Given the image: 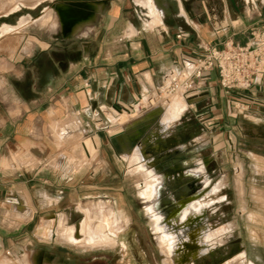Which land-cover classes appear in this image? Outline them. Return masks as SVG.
I'll return each instance as SVG.
<instances>
[{
  "label": "crops",
  "instance_id": "obj_1",
  "mask_svg": "<svg viewBox=\"0 0 264 264\" xmlns=\"http://www.w3.org/2000/svg\"><path fill=\"white\" fill-rule=\"evenodd\" d=\"M78 1L82 5L78 11L69 10L66 1L58 2L60 27L51 35L60 38L42 42L46 48L14 60L25 71L17 79L25 80L26 91L6 84L0 88V255L11 256L40 230L41 237L68 244L60 239L67 224V216L60 214L86 190L80 177L57 174L46 166L50 126L67 117H74L80 127L96 126L99 115L109 124L107 114L116 116L113 111L147 109L163 74L171 68L185 72L188 62L203 54V45L221 48L227 41L244 45L251 30L264 31V0H242V16L219 0L211 5L209 0H157L154 16L148 10L149 0ZM231 6L237 7L234 1ZM204 76L206 85L183 99L188 107L210 102L206 127L228 126L237 116L253 126L264 125V77L248 91L225 95L215 72ZM236 97L248 105L242 113L232 106ZM164 105L157 109L162 111ZM145 120H140L137 134L123 133L121 138L133 144L136 136L141 137L136 147L142 144L145 154H151L155 150L150 143L162 136L149 139L151 122ZM113 138L119 142L113 135L106 142ZM95 182L90 175L87 192L107 199L111 190L106 184L98 188ZM7 205L11 207L6 209ZM4 213L24 221L8 226Z\"/></svg>",
  "mask_w": 264,
  "mask_h": 264
},
{
  "label": "rangeland",
  "instance_id": "obj_2",
  "mask_svg": "<svg viewBox=\"0 0 264 264\" xmlns=\"http://www.w3.org/2000/svg\"><path fill=\"white\" fill-rule=\"evenodd\" d=\"M64 1L67 5L71 4V0H0V88L6 84L26 91L25 80L20 82L17 79L25 76V71L20 63L13 62L46 48L42 42L54 43L53 39L60 38V34L51 35L60 25L54 5ZM209 1L210 5L213 4L212 0ZM232 1L236 3V8H232ZM219 2L225 3L230 12L242 16V0ZM48 14L49 18H46ZM6 24L10 28L2 29ZM177 99L186 103L181 115L158 135L162 136L166 145L184 144L185 149L164 165L198 162L203 171L204 167L208 170V175L203 172L207 175L204 178L214 184L202 199L207 204L204 211L205 223L208 224L204 245L207 248L193 263L264 264V125L253 126L237 116L234 122L225 124L228 126L209 125L205 128L203 125L208 121L205 117L210 113V102L203 100L188 107V102L181 97L171 99L162 111L157 109V104L147 109L140 108V111L138 107L134 112L117 111L126 118L121 119L114 113L116 116L113 121L108 119L109 124L99 115L96 126L80 127L74 122V117H67L50 126L46 166L53 167L57 174H75L76 178L82 179V190H86L73 204L67 203L60 215L67 216V226H77L84 219H93L99 207L104 214L109 207L113 216L120 218L113 232L119 244L81 248L55 238H43L39 235L40 230L34 233L32 240L21 242L11 256L1 253L0 264H162L150 218L138 197V184L142 179L133 172L128 156L137 141L132 144L128 139L127 144L126 137L121 138V133L127 134L128 130L134 129L137 134L143 122L140 120L146 119V122H151L147 132L148 138H152L156 122ZM143 106L148 107L146 104ZM110 135L116 136L119 142L115 138L106 142V137ZM84 145L88 147L89 157ZM90 175H93L98 188L106 184L111 190L107 199L87 192L85 184ZM77 205L81 208L78 209ZM10 207L7 205L6 209ZM3 215L2 219L11 227L24 221L10 218L6 213ZM120 242L124 243V248L119 246ZM186 250L175 254L177 264H183L180 253L186 254Z\"/></svg>",
  "mask_w": 264,
  "mask_h": 264
},
{
  "label": "bare ground",
  "instance_id": "obj_3",
  "mask_svg": "<svg viewBox=\"0 0 264 264\" xmlns=\"http://www.w3.org/2000/svg\"><path fill=\"white\" fill-rule=\"evenodd\" d=\"M160 2L162 3V0H160ZM148 3H149L148 4L149 13L151 14V16H154L157 13L156 12V4L158 5L157 0H149ZM46 18H49V14L46 15ZM59 27L60 25L57 26V29ZM9 28L10 26L8 24L3 25L2 27V29L4 30H7ZM80 33L81 31L78 30L76 34L79 35ZM184 103H185L184 101L177 99L175 102L172 103V105L170 104V107L167 113L163 115L158 122H156L153 135L158 136L160 132H162L164 129L169 127V124H171V122H173L177 117L181 115L183 108H184L183 106L186 105V103L185 104ZM113 112L117 116H120L121 119L126 118V115L122 113H119L117 111H113ZM107 117L110 121L114 120V116L110 113L107 114ZM127 134L129 135L136 134V130H132V131L128 130ZM92 145H93L92 147L96 149L93 143ZM84 150L86 151V156L89 157L90 153H88L89 152L88 147H86L85 145H84ZM143 150L144 149L142 147L138 146L132 151V153L128 155L132 163V168L134 169L133 172L138 174L142 179V182L138 184V197L144 206V210L146 214L150 218L151 231L153 233L154 240L160 249L161 263L162 264H177L175 254L177 253V250L179 249V247L183 245L184 241H187V239H189L188 231H186L185 225L187 224V221L191 217H195V216H198L204 213L205 207L207 204L201 203L200 201H195L191 203L189 206L185 207L177 217L176 222L177 224L181 225V228H179L178 231H174L171 229V227L163 224L162 223L163 216L159 214L158 212H156L155 210V203L159 195L158 190H159V187L163 184V177H161V175L154 173L151 167L152 161L150 160V157H149L150 155H148L147 153L145 154ZM192 172L193 174L194 173L200 174V173H203L204 171L202 168L199 167V165H197V167L193 169ZM76 207L78 209L81 208L79 207V205H77ZM117 222H120V218L113 216L112 211L109 207H108L106 214H104L99 207L98 212L94 213L93 219H84L82 222H79L77 226H67L66 224L63 225V228L61 230L62 234L60 235L59 233L60 239L68 244L79 246L81 248H87V249L99 248V247H110V246L112 247L113 245L117 243L116 236L113 233ZM205 230L206 229L201 230V232L199 233L200 235L197 239L199 245H202V246H204L206 243ZM49 233L47 234V236L49 235ZM50 236L52 237V234ZM120 243H121L120 246L124 248L125 247L124 243L123 242H120ZM200 252L205 253V250L202 249L200 250ZM187 264H194V263L189 262Z\"/></svg>",
  "mask_w": 264,
  "mask_h": 264
},
{
  "label": "built area",
  "instance_id": "obj_4",
  "mask_svg": "<svg viewBox=\"0 0 264 264\" xmlns=\"http://www.w3.org/2000/svg\"><path fill=\"white\" fill-rule=\"evenodd\" d=\"M176 37L180 38L181 33ZM201 49L203 54L189 61L185 72L171 68L163 74L160 84L153 87L152 105L161 106L174 97L185 98L199 92L206 85V72L216 73L219 87L225 95L248 91L263 80L264 31L251 30L250 39L244 45L227 41L221 48L203 45ZM238 97L231 103L237 112L242 113L248 105Z\"/></svg>",
  "mask_w": 264,
  "mask_h": 264
},
{
  "label": "flooded vegetation",
  "instance_id": "obj_5",
  "mask_svg": "<svg viewBox=\"0 0 264 264\" xmlns=\"http://www.w3.org/2000/svg\"><path fill=\"white\" fill-rule=\"evenodd\" d=\"M101 4L103 6L105 3L101 2ZM54 8L59 12L61 10V7L56 5H54ZM67 8L69 10L78 11L82 9V5H79L78 0H71V4L68 5ZM140 139L141 137H136L133 140V143L136 141L138 143ZM151 144L155 150L154 153H147L150 155L149 157L152 161L151 167L155 174L163 177V184L158 190L159 195L155 203V210L163 216V224L171 227L174 231H178V229L181 228V225L177 224L176 221L181 211L195 201L203 203L202 199L209 194V191L214 187V184L212 185V180L210 181L208 178H204L208 171L205 167V175L203 173L193 174L192 170L197 167L196 163L187 165L182 162H175L168 166L164 165L166 162L174 160L179 154L183 153L185 149L184 144H177L174 147L169 146L166 145L163 138L154 139ZM140 146H142L143 149L145 148L142 144ZM204 215L205 212L198 216L191 217L185 225L189 239L184 241L183 245L177 250L178 252L179 250L187 249L186 251L189 252L185 251L186 254L180 253L183 257L182 261L184 264L194 262L204 254V252H200V250L205 249V246L199 245L197 240L201 230L208 228V224L205 223Z\"/></svg>",
  "mask_w": 264,
  "mask_h": 264
},
{
  "label": "water",
  "instance_id": "obj_6",
  "mask_svg": "<svg viewBox=\"0 0 264 264\" xmlns=\"http://www.w3.org/2000/svg\"><path fill=\"white\" fill-rule=\"evenodd\" d=\"M144 131H145V128H141V133ZM121 135H122V133H121ZM114 137H116V136H114Z\"/></svg>",
  "mask_w": 264,
  "mask_h": 264
}]
</instances>
